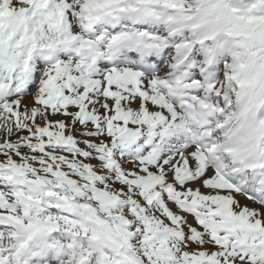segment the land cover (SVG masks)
<instances>
[{
	"label": "snow or ice",
	"instance_id": "snow-or-ice-1",
	"mask_svg": "<svg viewBox=\"0 0 264 264\" xmlns=\"http://www.w3.org/2000/svg\"><path fill=\"white\" fill-rule=\"evenodd\" d=\"M0 264H264V0H0Z\"/></svg>",
	"mask_w": 264,
	"mask_h": 264
}]
</instances>
